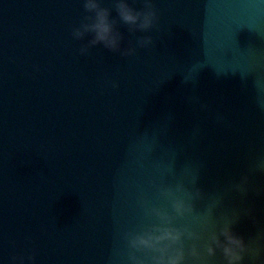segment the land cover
<instances>
[{"label":"water","instance_id":"water-1","mask_svg":"<svg viewBox=\"0 0 264 264\" xmlns=\"http://www.w3.org/2000/svg\"><path fill=\"white\" fill-rule=\"evenodd\" d=\"M153 3L150 32L117 22L122 48L153 38L123 58L79 54L82 0H0V264H128L139 201L177 183L202 193L178 225L212 212L264 250V0Z\"/></svg>","mask_w":264,"mask_h":264},{"label":"clouds","instance_id":"clouds-1","mask_svg":"<svg viewBox=\"0 0 264 264\" xmlns=\"http://www.w3.org/2000/svg\"><path fill=\"white\" fill-rule=\"evenodd\" d=\"M135 0H133V3ZM83 11L78 26L72 29V39L81 41L78 49L80 55H87L97 45L104 49L118 53L123 58L137 54V49H149L153 44L150 35L136 38L135 45L129 41L128 46L121 47L124 39L117 28V22L126 25L128 32L147 33L156 27L158 14L153 0H142V10H135L127 0H111V8L116 11V18L110 19V8L102 6V0H82ZM90 37V38H88ZM118 87L116 83L112 85ZM247 178L241 179L235 185L240 192L245 191ZM158 196L166 201L168 208L151 206L148 201L141 199L140 207L144 216L150 220L138 230L124 232L121 239L127 250L128 264H208L217 252L225 264H242L245 256L251 264L261 258L264 250L252 243L245 244L244 240L231 230L230 223L214 222L212 212L205 217L202 230L196 231L190 225H178V221L193 215V201L202 198L199 189L189 190L183 183L175 187L167 186L158 188ZM216 226L207 230V225ZM206 232V234H205ZM32 264L34 256H12L10 264Z\"/></svg>","mask_w":264,"mask_h":264}]
</instances>
